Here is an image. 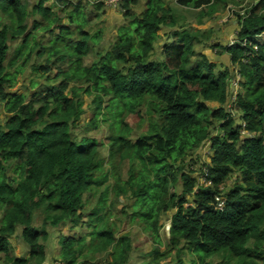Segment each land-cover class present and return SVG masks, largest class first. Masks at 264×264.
I'll list each match as a JSON object with an SVG mask.
<instances>
[{
	"label": "trees",
	"instance_id": "1",
	"mask_svg": "<svg viewBox=\"0 0 264 264\" xmlns=\"http://www.w3.org/2000/svg\"><path fill=\"white\" fill-rule=\"evenodd\" d=\"M74 1L39 0L30 10L24 0H0V258L6 264H44L46 226L71 224L76 229L84 224L85 197L107 182L108 173L98 141L77 140L72 130L86 113L81 93H96V128L104 98L111 99V164L129 159L143 166L137 172L131 165L129 179L117 190L135 199L131 220H137L154 243L145 258L149 260L142 264H162L173 256L175 264H210L214 257H221L219 264L264 262V0H253L250 9L238 15L239 43L221 50L240 73L235 102L229 90L234 72L219 69L198 53L192 42L198 37L193 34L175 31L164 60H152L158 33L163 27L177 28L169 0H144L139 13L135 9L142 0H123L126 25L110 51L97 53L89 64L91 54L101 49L104 32L92 36L86 31L90 23L82 2ZM91 1L99 11L104 9L106 0ZM221 1L176 0V6L200 11V17L208 19ZM51 2L55 6H49ZM59 5L65 8L67 25L54 10ZM71 26L80 36L77 42ZM41 31L52 35L49 44L41 42ZM15 42L19 44L13 50ZM40 59L45 65L35 66ZM30 67L46 78L55 68L60 81L41 95L38 108L28 103L26 94L11 91ZM72 84L81 87L70 88ZM229 101L240 113L239 121L228 109ZM143 107L151 117L149 129L132 142L126 121L141 120ZM213 126L219 131L216 136ZM207 142L212 154L205 167L213 185L205 188L192 169L198 164L195 150ZM233 177L236 182L231 184ZM177 185L181 194L171 192ZM102 196L100 207L89 215L91 241L86 236L62 238L61 262L96 264L91 262L95 255L107 253L112 264H130V237H117L114 224L103 215L106 193ZM217 196L226 199L222 211L215 208ZM172 211L166 245L161 223ZM37 213L42 215L41 229L34 226ZM18 231L28 256L13 255L11 239Z\"/></svg>",
	"mask_w": 264,
	"mask_h": 264
},
{
	"label": "rangeland",
	"instance_id": "2",
	"mask_svg": "<svg viewBox=\"0 0 264 264\" xmlns=\"http://www.w3.org/2000/svg\"><path fill=\"white\" fill-rule=\"evenodd\" d=\"M29 9L32 10L33 6L39 2V0H24ZM82 2L83 11L86 17L89 20V26L87 27L86 31H89L92 36L94 33L98 31H103V39L100 43V47L97 52L91 54L90 58L87 60L86 64H89L91 60L97 59V53H107L110 51L114 43L118 39V34L121 31L122 26H125L127 21L124 18L123 12L120 9H115L113 7H108L107 4L102 8L101 11L95 6L96 4L91 0H75L74 4H78ZM170 9H172V13L176 17L177 21V30H186L187 32L193 34L194 36L198 37V39L194 42L195 49L200 52L204 50L211 51V55L206 54L205 56L209 59V61L213 62V58L218 59L219 68L221 70L226 67L224 63L221 62V57L225 55L221 50L222 47L227 45L228 42L233 38L236 30L239 26V17L238 15L243 14L246 10L250 9V6L253 4V0H224L223 2L219 3L217 9L211 18H201L200 11L187 9V8H180L176 6L175 0H169L168 2ZM144 0L139 7L135 9V12L139 13L144 10ZM49 6H55L54 2H51ZM60 7H54V10L57 11L59 17L62 18V25L69 24V19L67 18V13L62 12L64 6L59 5ZM71 11L70 7H68V11ZM217 13V14H216ZM120 15L121 18L118 16ZM99 17V18H98ZM124 19V20H123ZM32 30V21L29 22ZM171 28V27H170ZM54 29V27H53ZM173 29V28H172ZM170 29V30H172ZM55 34L59 33V29H54ZM71 30L74 32L73 41L77 42L80 38L78 32L76 33V26H71ZM170 31L169 29H166ZM199 30V32H197ZM233 33V34H232ZM163 34V32H162ZM232 34V35H231ZM41 42L43 44H49L50 40L53 38L50 33L45 31H41L40 35ZM173 39V38H172ZM264 40V37L262 38ZM161 40H163L161 38ZM191 39H188L190 41ZM19 42L11 43V48L14 50ZM97 44V43H96ZM160 46V52H161ZM11 51V53L13 52ZM159 52V53H160ZM12 55V54H11ZM213 55L215 57H213ZM11 57V56H10ZM156 58L157 53H156ZM160 60V58L158 59ZM195 61V60H194ZM35 66L40 64L45 65V60L40 59L33 62ZM196 62H193L195 64ZM33 64V66H34ZM59 66V65H58ZM61 66V65H60ZM229 67L234 72L235 69H232V66L229 64ZM31 68V69H30ZM26 74L20 76L18 78L16 86L11 90L12 92H17L19 94H26L28 97V103H33L35 107H39L41 104L39 99L41 95L49 94L52 87H58L60 85V81H56V74L57 70L54 68L52 72L46 77H40L38 73L32 71V67H30ZM238 68L235 71V77L233 81L238 83L241 81L240 73L238 75ZM48 78L50 80H48ZM33 83L39 84L36 88H33ZM79 86L78 84H72L70 88L73 86ZM241 88L239 86V93ZM66 94L69 95L71 98L72 95L67 92ZM82 94L84 100L83 109L85 110V114L81 117V120L77 123V125L73 126L72 133L74 138L80 140L82 138H92L98 141L99 143V151L100 155L103 159H105V166H104V173H108V180L105 184L96 187L95 190L91 191L86 195V209L84 211V224L75 228L71 224L62 225L60 228H52L51 226H46V230L48 232V239L43 242L47 249V261L44 264H65L61 262L60 259V241L64 237L70 236H77V237H84L86 236L87 242L91 241L89 237V233H91L92 228H89L88 221L89 215L92 211L101 205L100 199L103 197L102 195L106 193V200L103 203L104 205V212L103 215L106 214V219L109 222L114 224V228H116L117 237L129 235L131 243H132V252H131V262L130 264H142L143 262L149 260L145 259L146 255L149 254L153 247L154 243L150 239L149 235L144 231V228L138 223L137 220L132 221L131 217L133 216V204L135 199L127 198V196L117 194L118 186H121L123 182H126L129 179V171L131 165L135 168L137 172L143 169L142 164L139 161H134L131 163L129 159L115 164H111L110 158V149L111 144L109 138L114 134L112 131V124L113 118L111 116L109 107L110 98H104L103 100V109L101 111L102 115L99 118V128H96L94 123V119L96 118V111L97 107L94 104V99L96 97V93L94 95H87ZM40 95V97H39ZM212 108L217 107L216 104H210ZM121 110V107H119ZM228 109H231V114L236 121L240 120V113L235 111L234 104L231 107V102H228ZM139 110V109H138ZM141 120L134 117H129L127 119V123L132 130L129 138L132 142H136L142 135L146 133L149 129L148 124L151 121V117L147 115L146 108H141ZM4 119V116L2 117ZM107 119L105 122L104 120ZM93 124V126H92ZM216 127V128H215ZM213 135L216 136L219 134L217 126H213L212 129ZM211 144L209 142L205 143L201 148L195 150V154L197 157L198 164L192 170L195 172L194 176L200 177V170L205 168L206 164L211 163ZM101 174H98L100 177ZM236 182V177L230 181L232 184ZM108 189V192L107 190ZM171 192H176L177 194H181L182 188L181 185H177L176 188L171 189ZM129 205V207H127ZM175 211L169 212L167 215H164L162 225L161 236L162 240L166 242L170 238V221L172 219L173 214ZM2 214V213H1ZM34 226L38 229H41L43 226L42 215L40 213L35 214L34 219ZM13 245V255L15 256H28V248L24 244L23 240L20 237V232L18 231L16 235L11 239ZM252 245V241L249 243ZM166 247L162 246L161 251H164ZM92 256V255H91ZM174 258H170L167 261H163L162 264H175L176 256ZM185 260H190V255H183ZM91 262L96 264H112L113 257L110 254L102 253L95 255L94 261ZM210 264H219L222 262L221 257H214L209 260ZM259 264H264L261 260H256ZM0 264H6L4 257L0 258ZM232 264H236L232 262Z\"/></svg>",
	"mask_w": 264,
	"mask_h": 264
},
{
	"label": "crops",
	"instance_id": "3",
	"mask_svg": "<svg viewBox=\"0 0 264 264\" xmlns=\"http://www.w3.org/2000/svg\"><path fill=\"white\" fill-rule=\"evenodd\" d=\"M217 14V13H216ZM120 18H121V16L120 15H118ZM124 20V19H123ZM166 29H172V28H170V27H163L162 28V30L158 33V35L160 36V40H159V42L155 45V51H154V53H153V58H152V60L153 61H157L159 58H160V60L162 61V60H164V49H165V46L166 45H170V44H172L173 43V41H174V38H173V34H174V32L176 31V28H173L172 30H170V31H168V30H166ZM162 32H163V34H162ZM233 34V33H232ZM231 34V35H232ZM161 38L163 39V40H161ZM173 38V39H172ZM160 46H162L161 47V52H160ZM197 51V50H196ZM160 52V53H159ZM198 53H201V54H203V55H206V54H209V55H211L212 56V54H211V51H209V50H207V48H206V50H204L203 52H200L199 51V49H198V51H197ZM156 53H157V57L158 58H156ZM213 57H215L214 55H213ZM213 60V63L214 62H217V63H219V60L218 59H212ZM221 62L222 63H224L225 65H226V67H228L229 66V64H230V58L227 56V55H223L222 57H221Z\"/></svg>",
	"mask_w": 264,
	"mask_h": 264
},
{
	"label": "clouds",
	"instance_id": "4",
	"mask_svg": "<svg viewBox=\"0 0 264 264\" xmlns=\"http://www.w3.org/2000/svg\"><path fill=\"white\" fill-rule=\"evenodd\" d=\"M176 1V0H175ZM106 4V3H105ZM177 4V3H176ZM106 6V5H105ZM120 11H121V9H120ZM245 14V12L243 13V14H241L240 16H243ZM238 23H239V21H238ZM176 31H178L177 29H176ZM179 31H181V29H179ZM186 31V30H185ZM239 31H240V24H239V26H238V29L236 30V32H235V34H234V36H233V38L228 42V44L227 45H225V46H223V47H227V48H231V47H233V46H235L236 44H238L239 43V41H238V39H237V35H238V33H239ZM197 32H199V30H197ZM262 37H264V35H262ZM233 43V44H232ZM232 44V46H230ZM244 45V44H243ZM245 46V45H244ZM225 55H227L228 57H229V55L227 54V53H225ZM230 58V57H229ZM213 63V62H212ZM215 63V62H214ZM215 64H217V63H215ZM218 65V64H217ZM230 65H231V61H230ZM232 66V65H231ZM218 68H219V66H218ZM225 68V67H224ZM228 68H230L229 66H228ZM235 69V71H236V69L238 68V67H235V66H232V69ZM220 69V68H219ZM235 71H234V74H235ZM238 74H239V71H238ZM237 73H236V75H238ZM235 82V80L234 81H232L231 82V84H230V87H229V90H231V92H232V96H231V101L233 100V98L235 97L236 98V100H237V96H238V94H239V83H238V85H237V87L235 88V87H233V88H231V85L233 84ZM246 132V131H245ZM244 135H248V132H246V133H244ZM205 169H207L208 170V172H209V169L207 168V167H205L204 169H203V171L200 173V177H198V179H199V186H202V187H205V188H208V187H211L212 185H213V182H212V180H210V176L208 175V181L209 182H211V185L210 186H206L205 184H202L201 183V178H202V176L204 175V173H205ZM196 191H198V189H196ZM218 197V196H217ZM216 197V198H217ZM215 208H216V210L217 211H222V210H219V209H217V202H216V200H215ZM225 206H226V204H225ZM225 208V207H224ZM171 226V225H170ZM170 229H171V227H170ZM169 229V230H170Z\"/></svg>",
	"mask_w": 264,
	"mask_h": 264
},
{
	"label": "built area",
	"instance_id": "5",
	"mask_svg": "<svg viewBox=\"0 0 264 264\" xmlns=\"http://www.w3.org/2000/svg\"><path fill=\"white\" fill-rule=\"evenodd\" d=\"M122 2H123V0H106L107 6L108 7H113L115 9H121ZM232 44L230 46H232ZM233 87H235V88L237 87V83L236 82H234L231 85V88H233ZM232 101L235 102L236 98L234 97ZM244 133H246V132H244ZM208 175H209V172H208L207 169H205V173H204V175L201 178V183L205 184L206 186H210L211 185V182L208 181ZM216 202H217V209L223 210L224 207H225V204H226V199L224 197L218 196L216 198Z\"/></svg>",
	"mask_w": 264,
	"mask_h": 264
}]
</instances>
